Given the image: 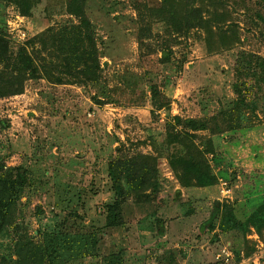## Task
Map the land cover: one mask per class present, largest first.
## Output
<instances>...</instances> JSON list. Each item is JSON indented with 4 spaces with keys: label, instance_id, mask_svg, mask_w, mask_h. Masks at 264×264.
Listing matches in <instances>:
<instances>
[{
    "label": "rangeland",
    "instance_id": "374dc122",
    "mask_svg": "<svg viewBox=\"0 0 264 264\" xmlns=\"http://www.w3.org/2000/svg\"><path fill=\"white\" fill-rule=\"evenodd\" d=\"M67 1L27 0L24 16L18 0H0L12 50L78 24ZM82 3L96 76L29 80L22 94L0 98V261L16 264L20 253L26 264L39 256L41 264H264V215L254 219L264 206V84L252 75L263 73L264 0H169L165 8H200L207 21L179 32L152 11L162 0ZM240 98L255 102L241 108ZM214 116H223L220 132L194 131L193 141L212 142L216 184L184 186L172 163L185 150L169 124ZM125 158L148 163L152 186L128 188L120 225L106 228L108 165ZM215 202L248 230L221 215L210 230Z\"/></svg>",
    "mask_w": 264,
    "mask_h": 264
},
{
    "label": "trees",
    "instance_id": "16d2710c",
    "mask_svg": "<svg viewBox=\"0 0 264 264\" xmlns=\"http://www.w3.org/2000/svg\"><path fill=\"white\" fill-rule=\"evenodd\" d=\"M27 0H18L17 5L24 16L30 14V7ZM169 0H162L160 7L152 10L168 26H172L174 31L182 29H203L206 20L200 8L189 10L167 9L165 5ZM67 12L71 16L80 19L78 24L68 22L59 28H48L44 32L36 35L32 40L18 46L15 50L11 48V42L5 32L0 30V98L20 95L23 93L24 85L29 80L44 79L52 84H64L66 78L87 80L94 78L99 70V56L90 22L83 19L84 9L82 0H68ZM57 28V29H56ZM220 41L224 38L219 35ZM38 46V47H37ZM37 47V48H36ZM164 58L168 54L164 53ZM263 73L253 71L252 75L264 84V65L261 66ZM240 90V87H239ZM239 97V95H238ZM255 101H250L248 105H253ZM245 100L240 98L238 106L248 108L244 104ZM161 108V107H160ZM159 108V109H160ZM223 116H214L204 120H182L174 117L169 124L172 127V140L184 148V156L179 161L175 160L172 167L177 172V177L184 186L195 185L201 188H211L215 186L216 180L210 172V167L206 160V155L213 152L211 141L206 142L204 149L199 148L193 141V132L210 129L212 134L220 132L219 120ZM242 119V116H239ZM245 122V121H244ZM182 127L177 130V127ZM189 129V131L187 130ZM178 167V168H177ZM17 184H23L25 170L18 168ZM153 173L147 162H140L135 158L118 159L109 162L107 176L111 182L110 188L113 192V200L105 205V226L115 228L121 223L120 209L128 195V188L132 191L141 190L148 182V177ZM2 203L0 202V205ZM1 207V206H0ZM225 223L237 227L243 232L248 230L250 222L248 220L239 222L236 220L233 209L226 205L215 202L209 220V229L212 230L214 222L219 216ZM264 215V206L258 208L254 219L259 225L261 216ZM225 225V224H224ZM223 226V225H222ZM83 240V239H82ZM20 261L16 264H26L21 261V254L18 253ZM42 256H39L41 264ZM0 264H7L4 260Z\"/></svg>",
    "mask_w": 264,
    "mask_h": 264
}]
</instances>
